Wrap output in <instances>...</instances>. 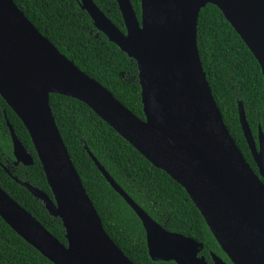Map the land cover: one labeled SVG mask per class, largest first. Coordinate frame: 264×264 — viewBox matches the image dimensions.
Returning <instances> with one entry per match:
<instances>
[{
    "label": "water",
    "instance_id": "95a60500",
    "mask_svg": "<svg viewBox=\"0 0 264 264\" xmlns=\"http://www.w3.org/2000/svg\"><path fill=\"white\" fill-rule=\"evenodd\" d=\"M126 33L81 0L96 28L137 62L145 120L62 54L13 0H0V95L26 127L54 200L21 183L61 219L68 245L0 188V216L54 264H134L106 233L71 160L50 96L87 105L156 168L188 193L232 264H264V135L257 143L239 104L241 126L257 174L224 123L198 48V21L217 6L258 60L264 76V0H142L141 21L130 0H117ZM16 164L30 155L8 122ZM104 177L141 220L153 261L208 264L204 245L168 232L144 212L90 153ZM214 264H227L212 254Z\"/></svg>",
    "mask_w": 264,
    "mask_h": 264
},
{
    "label": "trees",
    "instance_id": "16d2710c",
    "mask_svg": "<svg viewBox=\"0 0 264 264\" xmlns=\"http://www.w3.org/2000/svg\"><path fill=\"white\" fill-rule=\"evenodd\" d=\"M28 20L62 54L107 88L138 118L145 120L137 62L100 32L81 0H13ZM126 33L117 0H93ZM141 21L142 0H130ZM198 48L207 79L223 120L252 169L259 174L239 116L242 103L248 125L259 142L264 135L262 68L222 11L209 4L198 21ZM50 105L57 126L83 186L106 233L134 264H177L153 261L139 217L104 177L90 153L113 180L155 222L204 245L200 256L214 264L212 254L232 264L187 191L156 168L84 103L52 94ZM33 156L31 166L16 164L9 129ZM264 182V178H261ZM21 183L54 200L37 152L21 119L0 95V188L26 209L54 237L68 245L61 219ZM0 264H54L21 238L0 216Z\"/></svg>",
    "mask_w": 264,
    "mask_h": 264
}]
</instances>
